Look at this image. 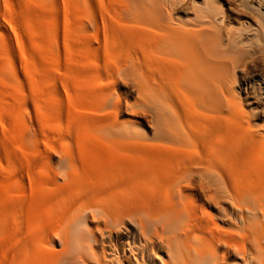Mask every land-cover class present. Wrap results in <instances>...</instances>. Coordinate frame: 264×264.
I'll use <instances>...</instances> for the list:
<instances>
[{"label":"bare ground","instance_id":"1","mask_svg":"<svg viewBox=\"0 0 264 264\" xmlns=\"http://www.w3.org/2000/svg\"><path fill=\"white\" fill-rule=\"evenodd\" d=\"M246 1L240 7L256 24L228 28L225 13L206 4L184 20L173 0H66L89 45L142 78L144 131L137 112L120 122L104 114L106 106L124 114L108 92L103 116L88 128L105 140L147 145L153 167L97 170L98 184L90 174L93 184L68 183L66 167L53 171L64 182L58 190L67 183L77 194L64 189L75 200L65 197L62 215L44 208L50 231L38 226L36 238L49 253L59 246L47 264H264V74L256 59L264 0ZM0 74L17 80L6 66Z\"/></svg>","mask_w":264,"mask_h":264},{"label":"rangeland","instance_id":"2","mask_svg":"<svg viewBox=\"0 0 264 264\" xmlns=\"http://www.w3.org/2000/svg\"><path fill=\"white\" fill-rule=\"evenodd\" d=\"M173 1L180 19L193 20L195 9L206 4L225 13L228 28L238 27L245 21L256 24V17L241 9V0ZM255 2L246 1L247 4ZM79 20V14L66 5V0H0V71L8 67L18 81H6L0 74V264H23L24 261L25 264H43L39 260L41 256L47 259L41 257L45 263L54 258L52 250H58L59 246L50 247L53 248L50 253L47 247L44 251L36 232L38 226L41 231H50V218L62 215L58 210L68 206L62 202L69 196L71 187L68 188L67 183L66 188L63 185L66 195L64 189L58 190L64 182L55 179L53 171L68 167L65 170L71 174L67 181L80 177L86 184L83 178L87 181L92 177L98 184L96 172L99 174L106 168L153 167L148 163L150 158L147 162V154L143 153L147 145L105 140L88 128L103 116L99 107L105 102L107 92L114 94V103L124 113L115 117L113 110L106 106L103 111L109 118L127 121L131 117L125 112H137L144 131L147 115L141 107L144 103L141 73L119 69L115 62L103 57L95 50L96 42L89 45L91 41H87L80 30ZM256 59L263 75L264 45ZM260 91L259 94L263 93ZM137 104L140 106H134ZM93 167L95 171L91 172ZM89 174L90 178L86 177ZM82 182H77L79 191ZM72 183V187H77L76 182ZM40 195L41 198H37ZM50 195L52 201L48 199ZM72 196L67 200L69 204ZM41 202H46L45 206ZM36 204L40 207L34 208ZM44 208L51 212L47 213ZM29 209L37 215H31ZM30 220L34 226L30 225ZM28 229L35 230L29 233ZM15 245L22 246L23 252H14ZM26 254L24 257L32 262L23 258Z\"/></svg>","mask_w":264,"mask_h":264}]
</instances>
